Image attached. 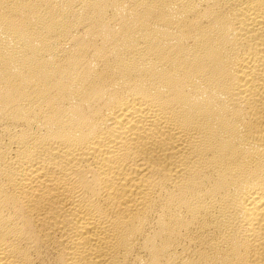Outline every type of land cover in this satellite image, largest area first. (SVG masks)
Wrapping results in <instances>:
<instances>
[{"label": "bare ground", "instance_id": "1", "mask_svg": "<svg viewBox=\"0 0 264 264\" xmlns=\"http://www.w3.org/2000/svg\"><path fill=\"white\" fill-rule=\"evenodd\" d=\"M0 264H264V0H0Z\"/></svg>", "mask_w": 264, "mask_h": 264}]
</instances>
